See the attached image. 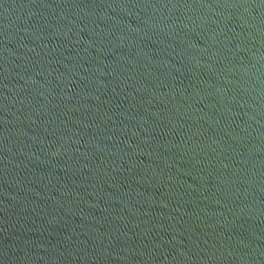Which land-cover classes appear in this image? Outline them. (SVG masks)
<instances>
[{
    "label": "water",
    "instance_id": "water-1",
    "mask_svg": "<svg viewBox=\"0 0 264 264\" xmlns=\"http://www.w3.org/2000/svg\"><path fill=\"white\" fill-rule=\"evenodd\" d=\"M0 264H264V0H0Z\"/></svg>",
    "mask_w": 264,
    "mask_h": 264
}]
</instances>
